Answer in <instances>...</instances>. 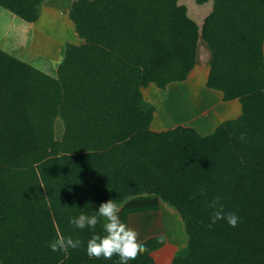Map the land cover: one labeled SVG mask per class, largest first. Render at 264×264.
Listing matches in <instances>:
<instances>
[{
  "label": "trees",
  "instance_id": "1",
  "mask_svg": "<svg viewBox=\"0 0 264 264\" xmlns=\"http://www.w3.org/2000/svg\"><path fill=\"white\" fill-rule=\"evenodd\" d=\"M44 1L0 7L34 23ZM65 14L81 43L61 48L54 75L0 49V264H117L90 259L92 231L69 217L145 195L182 223L185 245L168 264H264V0H73ZM198 50L206 87L237 99L240 115L206 135L151 130L141 88L184 81ZM216 196L235 227L207 226ZM58 234L80 248L53 252ZM157 236L129 264H154Z\"/></svg>",
  "mask_w": 264,
  "mask_h": 264
},
{
  "label": "rangeland",
  "instance_id": "2",
  "mask_svg": "<svg viewBox=\"0 0 264 264\" xmlns=\"http://www.w3.org/2000/svg\"><path fill=\"white\" fill-rule=\"evenodd\" d=\"M73 0H45V5L41 8L40 15L36 21L35 30L31 31V27L28 23L12 15L7 10L0 7V49L8 54L25 61L35 68L49 74H55V67L61 60L60 50L66 43L79 44L81 40L74 32L73 24L67 18L65 11L69 8V3ZM26 26V28L24 27ZM201 43V42H200ZM56 52L59 55H56ZM264 53V44H263ZM203 57V56H201ZM205 61V56L202 58ZM203 63V62H201ZM201 66L199 69L201 70ZM197 77H200V72L197 71ZM199 88L196 92L191 94H183L182 97L186 102L193 101L194 98H200V91L203 87L201 80L198 81ZM159 95V94H158ZM156 93L147 90L144 91V97L148 100V97H155ZM164 100V99H163ZM165 102V101H164ZM196 102V100L194 101ZM167 103H163L156 110L158 114L156 118H159L157 127H162L164 124L168 125L172 123L169 116L173 120L171 113H168L165 109ZM170 110V109H168ZM182 114L185 110H181ZM170 114V115H169ZM184 118L177 120L176 123L182 125H191L193 122L190 120V112L186 111L183 114ZM166 118L167 120L163 119ZM188 117V118H185ZM171 119V120H172ZM181 120V121H180ZM168 121V122H167ZM164 122V123H163ZM193 125V124H192ZM63 131L62 121L57 118L54 120V136L56 139H60ZM147 198L130 199L126 206L120 209L119 215L123 222H125L130 228L134 229L138 233V239L146 237L149 232L152 235L161 234V231H165L170 245L171 238L175 241H181L184 236L182 223L176 211L164 203L160 208L156 207L152 201L144 202ZM145 204V206L143 205ZM185 237V236H184ZM176 243V242H175ZM180 243V242H179ZM177 244V243H176ZM185 245V239H184ZM166 253H171L172 247H163ZM161 251V255H162ZM157 264H167L168 260L163 262L162 257L157 255ZM162 261V262H161Z\"/></svg>",
  "mask_w": 264,
  "mask_h": 264
},
{
  "label": "crops",
  "instance_id": "3",
  "mask_svg": "<svg viewBox=\"0 0 264 264\" xmlns=\"http://www.w3.org/2000/svg\"><path fill=\"white\" fill-rule=\"evenodd\" d=\"M44 5L45 3L42 4V7ZM35 23L36 21L34 23H28V26L31 27V31H33L32 30L33 28L35 30V25H34ZM24 27L26 28V26ZM56 55L58 56L59 53L56 52ZM201 56L203 57L205 56V60L208 59V54L206 52L198 50L197 63L192 68V70H190V72L187 75V78L184 81L169 83L164 90L159 89L153 83H149L146 87L141 88L143 101L152 105L154 108L153 118L150 123L151 130L162 131L168 128H173L177 125H182L181 123H176V122L177 120L181 118L183 119L184 118L183 114H186V111L189 110L190 112L189 117H190V120L193 122L192 123L193 125L191 124V125H182V126H192L200 134L206 135V134L211 133L214 130V128L221 122L228 120V119H234L240 115L241 108H240V103L238 102L237 99L224 101L222 99V93L220 91L206 87L205 81H206V75H207V67H206L207 65H206V61L202 60L203 57ZM199 66L202 67L201 70L199 69ZM197 71L200 72L199 73L200 77H197V73H196ZM199 80H201L202 85H203L200 91V94H199L201 99L194 98L193 101L191 100V102L190 101L186 102L183 99L182 95L191 94V92H196L199 88V84H198ZM147 90L152 91L153 93H156V96L150 97V98L148 97V100H146L144 97V91H146L147 93ZM195 100L196 102H194ZM162 102L167 103V105L165 106V109L167 110L168 113H171L173 117H176V120H173L172 117L169 116L168 118L170 119L172 123H169L168 125L164 124L163 126L165 127H162V129H160V127H157L158 122L160 123V120L159 118H156L158 117L157 116L158 111L156 110L159 108ZM181 110H185V112L182 114ZM185 118H188V117H185ZM163 119L167 120L164 117ZM143 197L147 198L144 202L152 201L153 204H156V207L158 208L162 206V203L160 202V200L154 195H145V196H141V197H137L133 199H140ZM126 203H128V201ZM126 203L122 207H120L121 210L124 206H126ZM143 206H145V204ZM157 232H160V231L157 230L155 235L163 234L166 239H165V244L161 248L151 253L154 259V264H157V260H158L156 258L157 255H160V258L162 257L163 262H165V260H168V263H169L173 253L177 249L184 246L185 237L181 235L182 240L178 242L175 241L177 244L171 238L172 240L171 243L173 242V245H170L166 232L164 230L161 231V234H157ZM150 233H153V232H149V234L146 237L140 239L139 241L141 242L145 240L146 238L151 237ZM168 246L170 248L172 247L171 253H166L165 250H162V249H165L163 247H168ZM161 251H164L162 252V255H161Z\"/></svg>",
  "mask_w": 264,
  "mask_h": 264
},
{
  "label": "clouds",
  "instance_id": "4",
  "mask_svg": "<svg viewBox=\"0 0 264 264\" xmlns=\"http://www.w3.org/2000/svg\"><path fill=\"white\" fill-rule=\"evenodd\" d=\"M240 139H244V133H241ZM203 194V190H201ZM222 198L216 196L212 198L207 207L210 209L211 228L217 221L226 220L231 227H235L239 217L235 212L225 211ZM120 207L113 200L101 202L93 214L88 215L84 212L76 216L69 217V223L78 229L88 228L92 231L91 237L86 242V255L90 259L111 260L113 256H118L117 264H129V261L135 260L140 254L147 253L148 247L138 239V233L122 221L119 215ZM101 224L103 232L97 233L96 226ZM163 234L156 237L158 243L165 242ZM79 238L73 239L72 236L58 234L50 241L48 247L53 252H63L68 254V250L78 249L81 246Z\"/></svg>",
  "mask_w": 264,
  "mask_h": 264
}]
</instances>
